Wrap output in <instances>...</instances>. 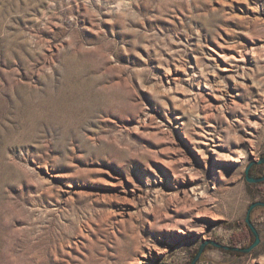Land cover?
<instances>
[{
  "label": "rangeland",
  "instance_id": "obj_1",
  "mask_svg": "<svg viewBox=\"0 0 264 264\" xmlns=\"http://www.w3.org/2000/svg\"><path fill=\"white\" fill-rule=\"evenodd\" d=\"M263 154L264 0H0V264L248 245Z\"/></svg>",
  "mask_w": 264,
  "mask_h": 264
},
{
  "label": "water",
  "instance_id": "obj_2",
  "mask_svg": "<svg viewBox=\"0 0 264 264\" xmlns=\"http://www.w3.org/2000/svg\"><path fill=\"white\" fill-rule=\"evenodd\" d=\"M261 165H264V154L262 155L260 160L252 161L246 168L245 175H246V180L248 183H251V184L264 183V175L256 176L252 172L256 166H261ZM258 209H264V201H255L251 203L248 208L247 215H246V224L254 237V242L249 247H245V248L233 247L231 245L223 244L217 240L210 239V240L204 241L200 245L197 254L192 258V261L190 264H197L199 261H201L202 257L204 256L208 248L213 247V248H217V249H221L225 251L248 254L253 249H255L257 246H259L261 243V236H260L258 229L255 227L253 223V219H252L254 212ZM160 264H169V263H160Z\"/></svg>",
  "mask_w": 264,
  "mask_h": 264
},
{
  "label": "trees",
  "instance_id": "obj_3",
  "mask_svg": "<svg viewBox=\"0 0 264 264\" xmlns=\"http://www.w3.org/2000/svg\"><path fill=\"white\" fill-rule=\"evenodd\" d=\"M246 227H247V230L244 229V232H243L242 236L243 237L244 236L250 237L251 238V242L248 245L246 243L245 246L244 245L241 246L242 248L249 247L254 242V237H253L251 231L249 230L247 225H246ZM240 243H241V241H240ZM238 245H239L238 243H232L233 247H239ZM197 252H198V249H197L196 253L193 255V257L197 254ZM225 252H227V251H225ZM227 253L231 254L230 252H227ZM232 255H234V256H242V254H240V253H232Z\"/></svg>",
  "mask_w": 264,
  "mask_h": 264
},
{
  "label": "flooded vegetation",
  "instance_id": "obj_4",
  "mask_svg": "<svg viewBox=\"0 0 264 264\" xmlns=\"http://www.w3.org/2000/svg\"><path fill=\"white\" fill-rule=\"evenodd\" d=\"M258 167H260V166H256V167L253 169V171H252L253 174L256 175V176H262V175H264V173L259 174V173L257 172V168H258Z\"/></svg>",
  "mask_w": 264,
  "mask_h": 264
}]
</instances>
